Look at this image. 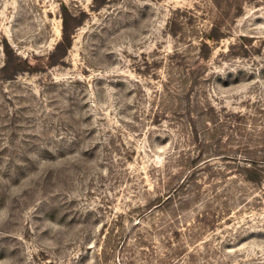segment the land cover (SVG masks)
<instances>
[{
  "label": "rangeland",
  "instance_id": "rangeland-1",
  "mask_svg": "<svg viewBox=\"0 0 264 264\" xmlns=\"http://www.w3.org/2000/svg\"><path fill=\"white\" fill-rule=\"evenodd\" d=\"M0 264H264V0H0Z\"/></svg>",
  "mask_w": 264,
  "mask_h": 264
},
{
  "label": "trees",
  "instance_id": "trees-1",
  "mask_svg": "<svg viewBox=\"0 0 264 264\" xmlns=\"http://www.w3.org/2000/svg\"><path fill=\"white\" fill-rule=\"evenodd\" d=\"M71 44H72V36H71L70 30H69V27L67 24V20L64 17V19H63V35H62L61 41L58 43V47L69 48ZM253 168L254 167H250L247 170L252 171ZM250 178H252V177H250Z\"/></svg>",
  "mask_w": 264,
  "mask_h": 264
}]
</instances>
